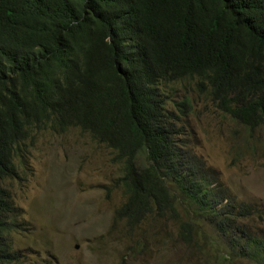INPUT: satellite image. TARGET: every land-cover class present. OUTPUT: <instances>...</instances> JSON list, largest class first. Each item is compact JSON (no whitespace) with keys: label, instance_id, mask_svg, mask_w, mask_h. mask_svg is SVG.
I'll return each mask as SVG.
<instances>
[{"label":"trees","instance_id":"1","mask_svg":"<svg viewBox=\"0 0 264 264\" xmlns=\"http://www.w3.org/2000/svg\"><path fill=\"white\" fill-rule=\"evenodd\" d=\"M194 82L246 129H264V0H0V264H17L26 231L6 188L19 179L27 142L42 131L88 132L114 152L129 228L179 224L186 203L215 228L233 259L264 264V238L249 234L245 206L221 190L189 150ZM264 143V142H263Z\"/></svg>","mask_w":264,"mask_h":264},{"label":"rangeland","instance_id":"2","mask_svg":"<svg viewBox=\"0 0 264 264\" xmlns=\"http://www.w3.org/2000/svg\"><path fill=\"white\" fill-rule=\"evenodd\" d=\"M172 106L185 97L186 138L191 153L215 175L221 190L252 215L245 230L264 238V129L249 130L221 112L194 82L168 89ZM19 179L6 182L26 231L14 236L17 264H221L222 235L186 203L181 219L191 225L185 244L179 224L149 220L129 228L117 218L127 201L114 152L88 132L42 131L27 142ZM233 264H255L233 259Z\"/></svg>","mask_w":264,"mask_h":264}]
</instances>
